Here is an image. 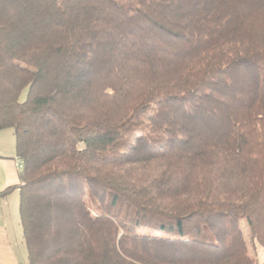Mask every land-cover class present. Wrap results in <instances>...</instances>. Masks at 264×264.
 Segmentation results:
<instances>
[{
  "label": "trees",
  "instance_id": "obj_1",
  "mask_svg": "<svg viewBox=\"0 0 264 264\" xmlns=\"http://www.w3.org/2000/svg\"><path fill=\"white\" fill-rule=\"evenodd\" d=\"M5 129L27 264H256L264 0H0Z\"/></svg>",
  "mask_w": 264,
  "mask_h": 264
},
{
  "label": "crops",
  "instance_id": "obj_2",
  "mask_svg": "<svg viewBox=\"0 0 264 264\" xmlns=\"http://www.w3.org/2000/svg\"><path fill=\"white\" fill-rule=\"evenodd\" d=\"M11 129L0 131V264H27L19 221L20 171Z\"/></svg>",
  "mask_w": 264,
  "mask_h": 264
},
{
  "label": "rangeland",
  "instance_id": "obj_3",
  "mask_svg": "<svg viewBox=\"0 0 264 264\" xmlns=\"http://www.w3.org/2000/svg\"><path fill=\"white\" fill-rule=\"evenodd\" d=\"M26 96V91H23L20 100L23 101ZM11 131V130H9ZM240 228L243 233V237L247 246V252L248 256L256 263V264H262L264 259V250L262 247H260L257 242L253 241L250 238L248 228L246 227L245 223H240ZM147 231L142 230L140 231L141 234H145Z\"/></svg>",
  "mask_w": 264,
  "mask_h": 264
},
{
  "label": "built area",
  "instance_id": "obj_4",
  "mask_svg": "<svg viewBox=\"0 0 264 264\" xmlns=\"http://www.w3.org/2000/svg\"><path fill=\"white\" fill-rule=\"evenodd\" d=\"M16 164H17L18 169L21 170L22 166H23L22 160L17 158L16 159Z\"/></svg>",
  "mask_w": 264,
  "mask_h": 264
}]
</instances>
